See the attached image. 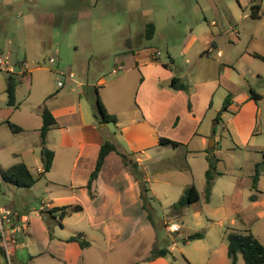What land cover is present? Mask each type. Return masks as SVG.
Wrapping results in <instances>:
<instances>
[{
    "label": "rangeland",
    "instance_id": "rangeland-1",
    "mask_svg": "<svg viewBox=\"0 0 264 264\" xmlns=\"http://www.w3.org/2000/svg\"><path fill=\"white\" fill-rule=\"evenodd\" d=\"M252 4L260 7L258 19L250 16ZM150 23L154 33L148 40L144 33ZM0 46L8 62L21 63L20 71L27 73L20 77L16 89L18 108L7 119L25 129L13 135L0 121V170L25 162L37 178L28 189L0 180V206L14 204L28 219L25 234L16 244L15 254L10 255L12 264H79L73 259L66 261L55 245L78 235L90 243L84 264H232L226 248L230 233H251L264 246V62L252 56L238 57L227 70L221 63L243 52L264 58V0H0ZM129 47L142 57L156 55L162 63L172 60L173 75L188 86L185 95L192 99L187 103L195 110L207 93L206 83L214 81L210 108L189 145L194 153L153 149L151 155L156 158L158 154L160 162L153 166L143 162L137 168L143 182L133 187L132 195L126 194L124 178L114 179L113 188L125 193L124 201L132 202L136 196L134 206L124 214L91 211L61 221L51 219L45 211L47 204L74 203L69 200V190L54 185L51 175L37 173L39 135L35 130L42 124L41 109L46 106L59 114L72 108L89 122L94 118L95 94L87 85L103 82L105 86L97 87L105 102L121 94L123 101L132 105L137 71L112 73ZM1 69L0 115L7 109V73ZM125 74V80L119 82ZM60 79L61 87L57 85ZM242 91L261 96L256 101V123L255 113L248 110L238 118L232 111H221L228 93ZM107 127L106 131L117 133L113 123ZM189 127L190 122L181 118L178 129L166 126L162 137L179 139ZM201 136L207 139L203 147L199 145ZM54 141L50 131L47 147ZM207 149H213L212 154L218 157L216 171L220 175L214 178L206 202ZM98 183L100 192L103 179ZM191 185L199 200L175 208ZM252 196L257 199L251 200ZM88 215L93 222L107 216L109 229L97 227ZM116 232L120 239L111 241L110 235ZM198 233L200 239H189ZM154 248H165L169 254L149 261ZM39 251L48 253L38 255ZM234 264H244L240 254Z\"/></svg>",
    "mask_w": 264,
    "mask_h": 264
},
{
    "label": "crops",
    "instance_id": "crops-1",
    "mask_svg": "<svg viewBox=\"0 0 264 264\" xmlns=\"http://www.w3.org/2000/svg\"><path fill=\"white\" fill-rule=\"evenodd\" d=\"M2 51V46H0V52L2 53ZM127 51L128 52L123 53V55L120 57L118 66L112 71V73L123 69L126 72L137 71L139 79L137 81L136 94L134 96V103L132 105L128 100L124 102L121 94L115 96V99L112 98L109 100V102H105L100 96L97 87L105 86L104 82L100 85H87L89 88L93 89L94 92L95 88L97 89L99 99L106 112L116 117L117 122L114 124V126L117 133L112 134L109 131H106L108 130L107 124H100V122H98L94 116L91 121L87 122L72 108H68L67 110L65 109L59 114L54 112L51 113L56 121L57 126L50 130L55 137V141L49 146V148L47 147V137L50 131L46 136L45 146L53 152L51 169L46 174H48V176L51 175V181L54 185L58 187H64L69 190L70 202L73 200L72 203L80 205L81 210L73 214L80 212H86L88 214L89 212L94 211L95 213H104L106 215L112 216L115 214H124L126 211H128L130 207L134 206L136 202L134 199L136 196L135 198L133 197L134 199H131L132 202H127L126 200L124 201L125 198H123V194L125 193L118 189L117 186L113 188L112 183L114 179L116 181L122 177L128 182L126 194L128 193L129 195L131 192H133L132 189L135 185L143 182L139 178V172L137 168L142 167L144 165L142 164L143 162L151 166L160 162L159 159L157 160L158 154L156 158L151 155V151L153 149H183L185 153H194L190 152L189 145L192 139L197 136V129L200 126L202 120L205 118L206 110H209L211 105L209 99L213 92L214 81L206 83L207 93H205V97L201 99L199 109L195 110L193 104L190 103V110L188 111L187 101L192 98H188V96L186 97L185 94L187 93L175 91L168 87L170 79L174 77L173 70L165 68L163 66L164 63L160 62L156 55L142 57L138 51L137 54H135L134 51H132V47H129ZM208 54L209 53L206 55ZM244 56H252V53L243 52L234 59L232 57H228L227 60L225 59L221 63L226 65L224 68L227 70V67H230L229 65H232L238 57L240 59ZM18 64L21 63L17 62L12 65L9 63V65L6 67H0V69L4 68L6 72L21 74L23 72L20 71ZM26 74L27 73L25 72V75ZM127 74L117 80L119 82H123ZM84 93H86L85 90ZM230 94L231 100L226 112L232 111L235 117L238 118L243 110H248V112L255 113L253 115V122L256 123V116L259 115L257 102L251 100L250 96H248V94H244L243 91L242 93L238 94H232V92H230ZM257 95L259 96L260 100L261 96L259 94ZM17 108L18 106L16 108L7 107V109L3 111V114L0 115V121H2L1 123L6 124L5 122L8 121L7 119L13 115L14 110ZM181 118H183L185 122L189 121L191 127L185 130L183 135L179 134V139L171 138L170 140L181 143L184 146L175 149L171 148L170 146H159L158 138L163 136L162 133L166 126L171 129H178ZM215 121H217V119ZM14 125L22 129V131L19 133H22L25 129L21 123L19 124L17 122ZM40 128L35 130L38 135ZM253 134L254 133L252 131L251 135ZM108 139H110L109 141L115 145L117 152H110L105 157L104 163L97 175V178L93 181L91 188L88 190L87 183L91 172L94 170L100 146L105 141H108ZM206 143L207 139L205 136H201L199 145L203 147L206 145ZM212 145L214 146L213 149H215V143H212ZM251 148L254 149L255 147L251 146ZM29 152L30 154L34 155L33 149H31ZM206 154L207 153H204V157ZM121 155H123V157H121ZM121 160L124 162H121ZM22 163H24L28 168L25 162ZM110 166L111 168H109ZM41 171L42 166L40 161V168L37 169V173L41 175ZM102 179L104 186L99 192L96 185H98L99 180ZM94 186L96 191L94 190ZM132 194H134V192L131 193V195ZM6 198L8 199L9 197L6 196ZM66 205L67 204L62 203L58 204L57 206L47 204L45 211L47 212L52 208H58ZM0 207L11 209L18 219V222L21 218L27 219V217L22 214L20 210L16 209L14 204H7ZM106 217H104L103 220L94 221L95 224L93 222L94 218L89 215L88 220L97 227L102 225L104 230L107 231L109 226L107 225ZM56 218L57 217H55V219ZM24 234L25 229L22 230V232L16 234L14 243H9L7 248L9 252L8 261L4 260V246L0 241V264H12L10 255L15 254L16 244L20 242L21 236ZM117 237H119V234L116 232L115 234H111L109 239L114 241L117 239ZM119 239L120 238L117 240ZM55 245L56 251L61 253L62 257H64L66 261H68V259H73L74 263L78 262L79 264L84 262L83 258L85 251L90 247V243L88 247L80 248L76 242H66L63 240H59L57 243H55ZM50 247L51 245L49 244L48 249H50ZM46 253L48 252L39 251L38 255H43ZM70 254H72L71 258L69 257Z\"/></svg>",
    "mask_w": 264,
    "mask_h": 264
},
{
    "label": "trees",
    "instance_id": "trees-1",
    "mask_svg": "<svg viewBox=\"0 0 264 264\" xmlns=\"http://www.w3.org/2000/svg\"><path fill=\"white\" fill-rule=\"evenodd\" d=\"M251 13L250 16L253 19H258L259 16V10L260 7L257 4L251 5ZM154 33V26L153 24H148L145 27V39H151ZM253 57L258 58L264 62V58L259 56L258 54L253 53ZM172 60L169 59L168 63H164L163 66L165 68H168L170 70H173L172 67ZM1 70V69H0ZM7 73L6 78V87H5V94H6V106L11 108H16V89L17 86L20 84V77H23L25 75V72L21 74H15V73ZM168 87L175 91H181L184 93H187L188 86L183 83L179 78L172 77L168 83ZM95 103L93 108V116L98 122H102L104 124L107 123H113L115 124L117 122V119L114 115H110L106 112L103 104L101 103L97 89L95 88ZM250 98L254 100L255 102L259 99V96L253 92L250 91ZM231 100V94L228 93L222 103L221 111L226 112L228 109V106L230 104ZM187 109L190 110V103H187ZM41 119H42V125L39 129V136H40V161L42 166L41 175H45L48 173L51 169L52 159H53V152L48 149L45 146L46 142V136L47 133L57 126L56 121L54 117L52 116L51 112L47 109L46 106H43L41 109ZM218 121V119H217ZM8 126L9 130L13 134H17L22 131V129L8 121L5 122ZM158 145L159 146H170L171 148L175 149L178 147H183L181 143L172 141L165 137H159L158 138ZM210 151L212 149H207L206 151V161L208 163V167L205 171V187H204V194H205V201H208L210 191L212 188V183L214 178L217 175H220L219 172L216 171L217 163L219 162L218 157H216L213 154H210ZM110 152H117L116 147L113 143L109 141H105L99 149L98 157L96 160V164L94 167V170L91 172L89 176V180L87 183V189L89 190L91 188V185L93 181L97 178V175L104 163L105 157ZM123 157V155H121ZM0 180L7 184L11 185L16 188H24L28 189L31 188L36 183V178L30 173L26 165L22 162L15 163L12 166H10L6 171L0 170ZM257 182V173L253 176L252 179V187L255 189ZM257 198L255 196L251 197V200L255 201ZM199 200V194L196 190V188L191 185L187 189L184 190L182 196L178 200V202L174 205L175 208H182L184 206L193 204ZM81 210L80 205L74 204V205H66L58 208H52L48 210L46 213L50 216V218L55 219V217H58V221L63 220L64 218L70 216L73 213L79 212ZM202 235L200 233L190 236L189 239H200ZM66 242H76L80 246V248H86L89 246V242L81 239V237L78 236H72L69 237ZM227 256L229 259H231V263L234 264L237 260V255L240 254L244 264H264V246L259 243V241L251 234V233H245V234H238V233H230L227 235ZM169 254V251L167 249H152L150 256L148 257L149 261L155 260L159 257H165Z\"/></svg>",
    "mask_w": 264,
    "mask_h": 264
},
{
    "label": "built area",
    "instance_id": "built-area-1",
    "mask_svg": "<svg viewBox=\"0 0 264 264\" xmlns=\"http://www.w3.org/2000/svg\"><path fill=\"white\" fill-rule=\"evenodd\" d=\"M8 57L3 56L0 52V67H6L9 65ZM53 59H49V63H52ZM26 67V64H24ZM24 67V66H23ZM69 79H72V74L68 75ZM57 85L61 87L63 83L61 79L58 81ZM28 224V219L21 218L18 222L15 214L12 212L11 209H6L0 207V241L4 246L5 257L4 260L8 261L9 259V252H8V245L9 243L15 242V237L17 233L22 232ZM176 229V227H175Z\"/></svg>",
    "mask_w": 264,
    "mask_h": 264
},
{
    "label": "water",
    "instance_id": "water-1",
    "mask_svg": "<svg viewBox=\"0 0 264 264\" xmlns=\"http://www.w3.org/2000/svg\"><path fill=\"white\" fill-rule=\"evenodd\" d=\"M100 124H102V125H105L104 123H102L101 121H100Z\"/></svg>",
    "mask_w": 264,
    "mask_h": 264
}]
</instances>
